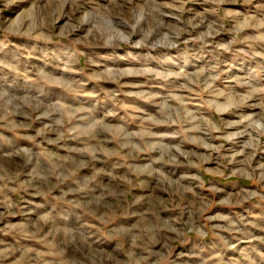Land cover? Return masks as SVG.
I'll return each instance as SVG.
<instances>
[{
	"label": "rangeland",
	"instance_id": "1",
	"mask_svg": "<svg viewBox=\"0 0 264 264\" xmlns=\"http://www.w3.org/2000/svg\"><path fill=\"white\" fill-rule=\"evenodd\" d=\"M0 264H264V0H0Z\"/></svg>",
	"mask_w": 264,
	"mask_h": 264
}]
</instances>
